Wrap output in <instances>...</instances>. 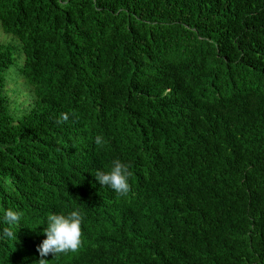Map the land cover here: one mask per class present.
<instances>
[{"label": "trees", "instance_id": "obj_1", "mask_svg": "<svg viewBox=\"0 0 264 264\" xmlns=\"http://www.w3.org/2000/svg\"><path fill=\"white\" fill-rule=\"evenodd\" d=\"M0 31V264L76 210L48 264H264V0H0Z\"/></svg>", "mask_w": 264, "mask_h": 264}, {"label": "clouds", "instance_id": "obj_2", "mask_svg": "<svg viewBox=\"0 0 264 264\" xmlns=\"http://www.w3.org/2000/svg\"><path fill=\"white\" fill-rule=\"evenodd\" d=\"M74 115V114H73ZM69 119V114L62 113L56 123H62ZM97 145H102L104 141L102 137L97 136L95 139ZM132 172L129 166L119 159L112 162V167L109 171H97L95 174L96 180L102 186L110 187L119 196H127L131 191L129 178ZM22 212L7 209L3 214V223L8 225L4 227L3 235L0 238L16 239V234L13 232V226L20 225ZM83 216L79 210L72 211L67 216L63 214H49L47 217V227L44 233L47 238L38 246V252L42 259L39 264H48L49 260L43 259L49 254L55 257L61 254L75 253L80 250L83 245L82 232Z\"/></svg>", "mask_w": 264, "mask_h": 264}, {"label": "rangeland", "instance_id": "obj_3", "mask_svg": "<svg viewBox=\"0 0 264 264\" xmlns=\"http://www.w3.org/2000/svg\"><path fill=\"white\" fill-rule=\"evenodd\" d=\"M0 32H1V33H0V38H1V39H4L3 37H4L5 34H3L2 31H0ZM5 36H6V35H5ZM8 79H9V78H8ZM9 82L11 83V82H13V81H9Z\"/></svg>", "mask_w": 264, "mask_h": 264}]
</instances>
